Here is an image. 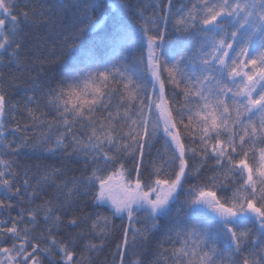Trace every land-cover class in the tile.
I'll use <instances>...</instances> for the list:
<instances>
[{"label":"snow or ice","instance_id":"1","mask_svg":"<svg viewBox=\"0 0 264 264\" xmlns=\"http://www.w3.org/2000/svg\"><path fill=\"white\" fill-rule=\"evenodd\" d=\"M98 6L85 0L87 23L79 27L57 16L67 7L63 0L39 13L0 0L4 68L22 76L46 62L43 53L22 58L21 25H48L49 39L60 40L55 59L81 52L55 87L45 91L38 77H28L27 121L11 134L31 129L33 149L47 145L43 151L84 162V174L70 178L64 167L36 165L38 178L25 168L17 185L14 162L0 153V211L25 200L35 205L0 219V264H43L42 255L49 264H94L93 255L120 228L109 216L84 212L87 198L127 219L112 257L124 264L128 247L147 241L181 196L183 207L161 243L162 264H223L218 245L231 250L230 264H264V0H190L176 12L174 0H152L136 10L138 24L113 15L100 46L84 49L81 37L101 23L87 13ZM170 22L179 34L175 46ZM65 28L75 31L63 35ZM4 76L0 70V83ZM17 111L0 89V148L13 153L33 139L6 142L5 117ZM46 186L56 194L42 199ZM141 214L149 227H137ZM61 229L79 231L59 238Z\"/></svg>","mask_w":264,"mask_h":264},{"label":"trees","instance_id":"2","mask_svg":"<svg viewBox=\"0 0 264 264\" xmlns=\"http://www.w3.org/2000/svg\"><path fill=\"white\" fill-rule=\"evenodd\" d=\"M19 5L17 11H22L25 9V5H28V10L31 12L33 9L37 13L41 11V7L47 9L54 0H16ZM67 5L66 9L57 13V16L62 20L65 17L74 20L79 27H84L87 21L83 20L85 11L83 4L85 0H63ZM115 5L111 3L110 0H97L98 7L95 11H89L87 15L91 17L92 20L101 21L100 25L94 32L85 33L81 37L82 44L81 46L84 49L89 47H99L102 39L105 35L111 31L113 15L118 18L122 17L123 19L129 21L132 24H138V18L135 15L136 10L145 8L146 5L152 3V0H114ZM78 7H73V6ZM175 7L173 12H176L180 8H186L190 6V0H174ZM151 8L147 9L146 14H150ZM105 18H107L106 23H104ZM42 19L37 16V20ZM174 22H170L168 25V41L172 45L178 44V33L175 32L173 27ZM65 27L62 24H59L57 28ZM22 35L25 37V48L21 53L22 58H27V60L32 61L33 57L43 53L46 58V62L42 67L33 68L31 72H25L22 76L16 71L15 68L8 69L4 68L3 65H0V70H3L5 73L4 81L0 83V89L4 90L7 93L8 98L10 99L13 105H16L19 111L11 113L5 117V127L9 131L6 133L7 142H12L13 145L19 144L23 137H33L28 141L29 146L22 148L18 153H13L9 150L4 149L3 158L6 160L13 161V168L19 172V176L16 178L17 185H20V181L23 178L24 169L29 168L31 171L29 175H36L39 177V173L36 170V165H47V166H56L64 167L67 170V177H79L84 174V162L82 159L77 160H66L63 153L51 154L43 151L47 145H40L37 148L33 149L32 144L36 142L34 133L31 129L26 132H16L15 135L11 134V130L15 129L17 122L27 121V114L23 112L24 103L27 96L33 95V84L28 79L29 76L38 77V84L43 85L45 91L49 87H55L60 79L63 77L64 73L74 66V58L80 57L81 52L79 47L70 52H65L64 55L59 56V59H55L51 53L53 50L59 55L60 53V40L57 39L55 44L52 40L49 39L50 33L48 25L45 23H36L29 25H21ZM75 30H68L65 28L63 35H71ZM183 39V37H181ZM8 57H4V63L7 62ZM31 66V65H30ZM19 77L18 79H15ZM36 96L40 95L39 90L35 92ZM43 109V104H41ZM14 116V118H13ZM48 119H52L51 116ZM47 131V129H44ZM56 130H52L53 139L55 137ZM163 141L156 145L157 148L161 147ZM35 183V181H33ZM23 192V188H22ZM56 194L55 186L45 188V195L42 199H48L53 197ZM3 198V197H0ZM42 199H37L35 204H40ZM184 196H181L180 202L173 207V211L170 217L167 219H161L159 221L158 229H153L148 232V240L140 241L133 246L130 245L126 251L124 257V264H136V262L142 261V264H158V261L162 264V248L161 243L165 240L167 230L171 227L172 220L177 215V209H182L183 207ZM12 203L17 205V200L15 197L12 198ZM35 205H29L27 201L22 205H17L12 209H4L0 211V219H9L17 217L20 207L28 208L34 207ZM80 207L84 212L95 213L99 212L101 215L109 216L112 224L118 226L120 231H113L112 236L109 240L105 241V247L103 250L96 252L93 255L94 264H114L113 262V253L116 251V243L119 240L120 234L124 226H127V219L121 221L119 218L112 217L111 210L108 207H99L97 208L90 200L87 198V203H81ZM79 214V213H77ZM184 214V211L181 212V215ZM151 221H145L143 217L140 218V222L137 224V227H149ZM251 227V225H248ZM40 229H37L39 232ZM79 229H61L59 233V238H66L69 232H76ZM91 238V237H90ZM84 243V242H82ZM163 247H170L169 244L164 243ZM220 250L224 253L223 264H230V261L227 257L231 256V250L225 249L222 245H218ZM80 249L78 248L77 251ZM43 264H49V260L46 256H41ZM58 259V257H57Z\"/></svg>","mask_w":264,"mask_h":264},{"label":"rangeland","instance_id":"3","mask_svg":"<svg viewBox=\"0 0 264 264\" xmlns=\"http://www.w3.org/2000/svg\"><path fill=\"white\" fill-rule=\"evenodd\" d=\"M113 5H115L114 0H110ZM141 217H143V214H141Z\"/></svg>","mask_w":264,"mask_h":264}]
</instances>
